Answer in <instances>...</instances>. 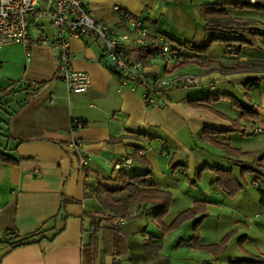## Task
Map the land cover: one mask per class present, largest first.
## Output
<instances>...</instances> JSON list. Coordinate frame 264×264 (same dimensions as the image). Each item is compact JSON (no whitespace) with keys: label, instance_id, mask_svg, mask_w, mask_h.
Returning <instances> with one entry per match:
<instances>
[{"label":"crops","instance_id":"1","mask_svg":"<svg viewBox=\"0 0 264 264\" xmlns=\"http://www.w3.org/2000/svg\"><path fill=\"white\" fill-rule=\"evenodd\" d=\"M217 1L87 0V3L92 14L104 22L118 24L120 9L140 17L152 34L165 36L173 44L192 42L200 45L199 40L209 41L214 37V33H206L203 29L202 7ZM255 13L258 16L259 12ZM257 16L242 17L259 19ZM120 27V31L127 30L122 23ZM30 40L36 54L34 62L45 68V78L33 79L29 85L36 83L34 88H38L43 82L45 99L37 97L39 90L35 93L26 90L23 102L9 114L6 140L0 139V150L16 160L13 163L0 161V240L14 233L23 235L37 229L47 228V236L58 232L52 239L43 238L11 249L0 242V264H81V249L90 224L86 213L104 210L94 194L98 185L119 188L120 184L111 179V172L118 170L117 163L126 158L130 159V164L122 167L124 171L142 173L144 167L132 156L140 155L149 165L152 183L167 188L166 182L172 179L176 169L184 173L186 167L173 144L188 152V169L193 175L197 167L212 172V184L216 177L213 167L230 169L236 177L253 174V183L260 192L257 203L261 212L258 217L237 220L241 222L239 237L245 236V240L241 246L237 239L236 242L247 257L264 259V190L261 188L264 182L256 181L259 177L264 178V65L254 67L256 70H231L237 61H264V39H257L255 46L243 48L242 53L223 49L220 58H208L181 49L179 58L172 63L171 60H159V57H150L144 63L148 74H195L201 77L198 86L206 89L208 94H221L219 100L199 107H192L187 102L199 96L179 97L171 93L174 89L165 92L162 105H148L141 96L140 87L132 89L129 84H123L100 60L104 55L103 45L89 36L69 39L72 66L87 72L89 85L84 92H68L56 71L55 51L50 53L46 47L51 43L47 36L43 35L39 41L31 37ZM11 45H19L24 52L20 44L4 45L0 50ZM133 47L129 45L125 49L131 57L137 58ZM233 53L237 57L232 56ZM231 57L234 59H229ZM187 58L204 63L198 64L196 72H175V67ZM31 60L25 59L26 65ZM211 60L214 62L207 63ZM251 78L258 80L247 84ZM204 83L211 85L206 88ZM11 88L0 86V90ZM13 89L17 91V88ZM19 94L15 92L4 97L0 103L6 100L9 106ZM225 95L248 106L253 116L242 117L240 110L233 107ZM253 126L260 128V132H253ZM204 128H218L220 131L209 136L228 144L234 151L221 156L218 162L198 154L196 145H192L195 142L187 138L188 135L202 138ZM185 130L188 131L186 135ZM73 143L79 144L78 151L72 148ZM81 157L86 159V165L81 164ZM175 158L178 160L174 162ZM220 191L223 199H210L206 202L207 211L212 205L218 210L226 208V198L232 196ZM208 215L207 212L206 217ZM199 236L200 243L210 244L202 240L200 232ZM142 237L150 239L145 232ZM182 244L186 245V241ZM124 257L129 263L123 257L113 259L107 255L101 264H132L128 253H124Z\"/></svg>","mask_w":264,"mask_h":264},{"label":"trees","instance_id":"2","mask_svg":"<svg viewBox=\"0 0 264 264\" xmlns=\"http://www.w3.org/2000/svg\"><path fill=\"white\" fill-rule=\"evenodd\" d=\"M229 7L235 9H253L256 12L264 13V0H255V2H250V0H218L215 4L203 5L202 15L205 21L203 26L204 31L211 34H213V32H228L232 34L233 37L214 36L207 43L197 45L192 42L173 44L171 40L163 36L177 52L173 61L179 58L181 49H187L188 52L199 54L207 52L213 40L224 43L227 51L242 53L243 48L255 46L257 39H264V23L259 19H255V17L235 16L229 13L227 10ZM131 16L132 15L124 12L122 15H118L119 22L124 24L126 19ZM159 47L160 42L156 38H152L146 45L138 47L134 46L132 49L136 52V57L144 64L150 58V55ZM100 60L103 61L114 75L117 77L119 76L114 67L112 68L106 64L104 61V55L100 56ZM188 62H194L199 65L204 63L195 58H187V60L185 59L181 63L185 64ZM212 62L214 61L211 60L207 63ZM262 65H264V61H237L231 70L249 71L255 69L254 67L257 68ZM257 80L258 79L256 78H251L248 79L246 83L251 84L252 81L255 83ZM39 84L38 88H32L30 85H27L25 89L29 90L31 93H35L42 86L43 82ZM15 92L16 90L13 88L9 90L1 89L0 102L4 97L10 96ZM220 96V93L212 95L207 93L198 98L188 99L187 102L192 107L206 106V104L219 100ZM225 97L229 99L230 104L233 107L240 110L242 117H244V115L249 118L253 116L252 110L241 103L238 99L230 95H225ZM210 109L213 112H216L212 108ZM82 125H85V123H82ZM217 130L218 128H204L201 137L234 151V149L230 148L228 144L217 142V140L209 136V134L217 133ZM132 156L144 167L142 173H129L122 168H119L116 171L113 170L111 172V179L120 184L119 188H107L99 184L97 189H95L94 194L104 210L97 213H86L87 217L90 219V224L88 227L87 240L84 242L81 249V264H101L102 258L107 255L116 259L121 257L124 253L129 254V259L132 264H138L141 258L145 259L151 255H155L156 257V260H153L151 264H168L166 259L158 258L162 257L160 256L162 244L160 241L161 235L153 236V241L148 239V241L142 242L137 239L136 234L125 231L122 229L121 225L113 224L114 219L124 221L139 214H145L149 211H151L152 217L161 225L163 232H167L178 225L180 226V224L187 219L194 218L192 235L186 240V245L194 250L199 249L207 251L215 257L224 252L226 249V243L231 236V233L229 232L217 243L203 244L198 240L200 239L198 226L202 219L207 215L206 203L204 201H202L201 204L199 203V205L196 203L192 207L179 212L169 224L165 225L162 222V218L167 212L172 200L171 193L167 189L160 188L152 183L151 179H149L151 170L149 169L147 161L142 156ZM0 161L13 163L16 160L11 155L0 150ZM212 170L216 175L214 182L227 195L234 196L237 191L241 189V184L239 183L238 178L230 169H218V167H213ZM197 215H199V217L195 218ZM47 230V228L37 229L32 233L23 235L14 233L13 236L1 239L0 242H2V244L8 249H11L16 246L37 242L43 238L52 239L58 232L56 231L51 236H47L45 234ZM141 235L143 236L144 232H142ZM237 238L238 244L241 246L245 240V236ZM179 240L180 241L176 242V245L185 241L183 239ZM228 264H264V259H261L260 257L234 259L230 260Z\"/></svg>","mask_w":264,"mask_h":264},{"label":"rangeland","instance_id":"3","mask_svg":"<svg viewBox=\"0 0 264 264\" xmlns=\"http://www.w3.org/2000/svg\"><path fill=\"white\" fill-rule=\"evenodd\" d=\"M227 10L229 13L235 16H257V13H255L256 11L253 9H235L229 7ZM257 18L264 22V13H259ZM38 23L43 24L40 27L41 30H39L34 25L31 26L30 37L36 41H39V38H41L43 35H46L49 41L52 42L53 27L50 22L45 18L40 19ZM214 36L233 37V35L228 32H215ZM207 41L208 39L205 41L199 40L198 43L204 44ZM210 46L211 47L208 52L202 53L204 57L220 58L222 50H226L224 43L218 42L216 40H213ZM46 47L50 49V53L52 51L56 52V49L52 47L51 44H47ZM251 51L253 52L255 50L252 49ZM43 55L45 56V43L43 44ZM234 57H237V55ZM234 57L229 59H234ZM35 58V50L32 49V60L29 65H26L24 52L20 50L19 45L6 46L0 50V86H10L17 88L16 92L18 94H22H19L15 100L9 104V106L6 105V100H4L0 105V139L3 141L6 140L4 135L7 134V122L9 114L13 112V110H17L18 105L23 102V97L27 94L25 87L29 85L33 79L36 80L38 78H45V68L36 66V62H34ZM158 59L162 60L160 58ZM172 61L173 60H171V63ZM198 68L199 65L197 63L188 62L176 66L175 72H196ZM161 74L164 75V73ZM164 76L173 75L169 74ZM45 90V86L41 87L36 93L37 97L45 99ZM201 92H204V94L208 93L206 89H203L198 85H191L188 88L176 87L173 91H171L172 94H175L179 97H184L187 95L190 97H200L202 96ZM224 105L227 107L228 103L225 102ZM222 108H224V106H222ZM209 110L212 111L211 109ZM187 133L188 131L185 130L184 135ZM187 139L194 141L195 143L192 145H196L195 150L197 153L207 156L210 158L211 162L214 160L218 162L221 156L227 155V152H233L232 150L227 149L225 146L218 145L213 141L203 137L196 138V136L192 135L189 137L188 135ZM173 146L178 148L177 155L181 160H183L184 163L182 164H184L186 167L184 166V173L176 169L172 179L166 182L168 186L165 189L171 193L172 200L167 212L162 218V222L165 225L169 224L179 214V212L192 207L196 203L199 205V203L201 204L202 201L206 203L209 202L210 199L214 200V198L220 201L223 199L222 191H220L222 189H220V187L215 182V185L211 183V176L213 175L212 172H209L208 169L197 167V169L194 170L195 173L193 175L192 171L188 169V152L179 148L177 144H173ZM175 160L178 159L175 158L174 162ZM253 177V174L250 173H247L243 177L237 175L239 183L241 184V189L237 191L238 194L236 193V196L226 198V208L222 207L221 210H218L217 207H214L215 205L210 206V211H207L209 215L204 218V220H202L203 222L200 225L199 232L202 240L205 242H218L225 234L228 232L231 233V236L226 243V249L216 257L205 251L193 250V248L183 245L182 243L176 245V242L180 241L179 239L186 241L190 238L192 235L194 218L183 221L180 226L178 225L167 232L162 231L161 225L152 217L151 211L126 219L122 221L120 225L125 231L136 234L137 239L141 240L142 242L148 241V239H143L141 235L142 232H145L152 241L154 240L153 236L161 235L162 249L160 256L162 257L158 258L166 259L168 264H228L230 260L249 258L247 257L248 255H246L241 250V247L238 246L236 239H238L237 237L240 235L239 230L241 229V222L239 221H246L249 218L258 217L261 212L260 204L257 203L260 192L253 183ZM256 181L264 182V178L260 179L259 177V179H256ZM261 188L264 190V185H262ZM197 217H199V215H197L195 218ZM235 230L238 232L237 234ZM122 257L126 262H128L126 257H124V254L121 255L120 259ZM153 260H156L155 255H151L145 259L141 258L138 264H151ZM126 262L124 263L126 264Z\"/></svg>","mask_w":264,"mask_h":264},{"label":"built area","instance_id":"4","mask_svg":"<svg viewBox=\"0 0 264 264\" xmlns=\"http://www.w3.org/2000/svg\"><path fill=\"white\" fill-rule=\"evenodd\" d=\"M255 2V0H250ZM124 11L118 10V15ZM48 19L54 29L53 40L50 43L56 49V71L59 79L64 82L68 92H84L89 85V75L85 71L72 66V52L69 39L85 36L99 40L103 45L105 57L114 63V68L123 84H129L132 89L140 87L141 96L148 105H162L166 91L176 87L188 88L191 85H201V77L186 73L175 76L148 74L143 62L131 57L126 46H144L152 38L160 42V47L150 55L165 60H173L176 50L163 36L152 34L145 22L137 16H131L124 23L126 31H120L121 23L111 24L97 19L88 7L87 0H0V48L8 44H20L23 47L25 59L31 60L33 42L30 40V28L40 29V19ZM236 56L235 53L232 54ZM208 88L211 83L203 84ZM36 87V83L30 85ZM52 98V96H51ZM253 132L260 128L253 126ZM72 148L78 151L80 146L73 143ZM81 164L86 165V159L81 157ZM130 164V159L117 163V168ZM122 223L114 219L113 224ZM6 237V235H5Z\"/></svg>","mask_w":264,"mask_h":264},{"label":"water","instance_id":"5","mask_svg":"<svg viewBox=\"0 0 264 264\" xmlns=\"http://www.w3.org/2000/svg\"><path fill=\"white\" fill-rule=\"evenodd\" d=\"M105 62L106 64H108L110 67H114V63L111 61V59L109 57H105Z\"/></svg>","mask_w":264,"mask_h":264}]
</instances>
